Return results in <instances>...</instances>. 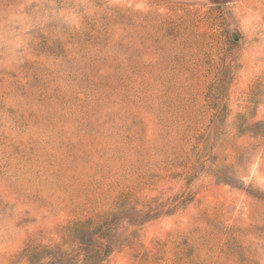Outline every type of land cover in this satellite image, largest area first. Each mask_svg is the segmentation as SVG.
Masks as SVG:
<instances>
[{"label":"rangeland","instance_id":"1","mask_svg":"<svg viewBox=\"0 0 264 264\" xmlns=\"http://www.w3.org/2000/svg\"><path fill=\"white\" fill-rule=\"evenodd\" d=\"M0 264H264V0H0Z\"/></svg>","mask_w":264,"mask_h":264},{"label":"water","instance_id":"2","mask_svg":"<svg viewBox=\"0 0 264 264\" xmlns=\"http://www.w3.org/2000/svg\"><path fill=\"white\" fill-rule=\"evenodd\" d=\"M214 1V0H213ZM215 1H221V0H215ZM234 39H235V37H234Z\"/></svg>","mask_w":264,"mask_h":264}]
</instances>
